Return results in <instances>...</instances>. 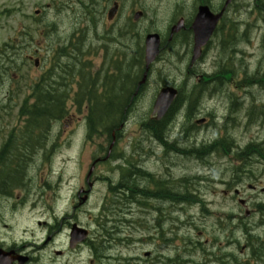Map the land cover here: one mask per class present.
I'll use <instances>...</instances> for the list:
<instances>
[{
  "label": "rangeland",
  "instance_id": "1",
  "mask_svg": "<svg viewBox=\"0 0 264 264\" xmlns=\"http://www.w3.org/2000/svg\"><path fill=\"white\" fill-rule=\"evenodd\" d=\"M52 1L53 0H0V49L3 48L4 44L13 41L14 38L18 39V44L21 45L20 47L16 46L14 48L17 53L16 56L14 55L17 63H8V65L16 64L11 69L13 70V74L9 73L4 78V82L0 83V144L9 134L12 129L11 127L18 123L20 124L16 119V113L20 102H23L24 96L28 93V88L26 89V87H29L28 84L31 83V80L28 78L36 79L48 67L47 60L50 56V52L48 51L50 49L46 43L48 39V37H46L48 25L55 26V31L57 33L53 35H58L59 37H62L64 32L69 34L74 28L73 19L76 16L74 15V10L67 8L64 10L63 7L58 5V3H60L57 2L58 0H54L57 2L56 6H54ZM240 1L244 2L245 5V7H243L244 5L241 7V18L259 16L258 13L255 14L248 8L247 2L252 0ZM261 1L264 2V0ZM45 4H50L51 7L47 8ZM74 6H76L75 8L77 9L76 3ZM37 10H39L38 14L35 13ZM8 11L10 12L7 13ZM161 17L163 18L164 16L157 13V18ZM240 49L254 51L257 54H259V51L264 50V48H259V42L257 41H254V45L251 48L245 47L243 44ZM29 55H36L39 57L41 66L34 68L33 62L26 60V57ZM8 58H10V56H8ZM97 60H99V58H97ZM181 60L182 58L177 59L176 63L175 58H171L169 61L167 57L165 61L164 57H161L159 61L155 62V65H153V74L148 79L149 83L142 95L133 105L132 112L130 113V121L123 127L122 137L117 149L118 152H124L125 155L128 156L133 147V145H131L132 142H136L133 147V149H136V152L141 147L151 152L156 151V154L161 152L160 145L157 147L148 137H143V133L139 130L140 127L137 123L140 122L142 117H148L154 94L161 81L166 79L170 82L174 81L179 83L187 80L184 76V63L187 62V59H183L182 63L180 62ZM225 60H229L230 62H226L235 66L233 58ZM248 67L252 66L249 65ZM134 68L135 66L131 67V72L135 70ZM215 73L223 79H229L230 76L229 73L226 74L220 70ZM13 76H17V79H13ZM253 81H262V79L259 75H256ZM10 88L16 92L14 96L16 105L11 111L5 108V105L8 103L5 99L8 96L7 92ZM121 97L122 96H120V98ZM117 99L118 97L116 100ZM5 102L7 103L4 104ZM205 104L207 105L208 102H205ZM66 108L67 115L65 118L51 123L48 131V138L46 140L43 138L39 139V142L43 143L47 141V144L52 147L51 150L54 152V158L46 162L44 168L38 169L36 172L28 169L29 175L35 174L33 184L29 187L32 191H34V189L38 190V184H40V187L45 186L43 180H47L49 188L45 187L44 193L48 201L52 200V192L57 189L56 179L58 175L61 174L59 179L60 184L59 189L55 192L56 196L63 198L73 192L78 184L81 183L93 159L104 155V152L99 153L98 143L101 139L97 138V134L93 133L91 138L87 137L83 116L76 112L72 113L71 106H67ZM72 118L74 121L68 123ZM182 126L183 125L179 124L176 130H179ZM38 136L39 131L37 130L34 133V138ZM171 141V139L168 140V143H171ZM194 141V138H187L179 141L177 144H186L188 147L193 145ZM11 143L14 145L12 140ZM176 145L174 146L176 147ZM136 146H139V148H136ZM136 152L134 153V159L138 156ZM7 156L9 155H6L5 162H14V158L11 155L9 159ZM40 157L41 156L38 155L37 158L31 161L39 163ZM172 159L175 161L173 173L178 177V180L175 179L172 182L177 184L180 180L179 177L188 171L192 163L176 156H172ZM1 162L3 161L1 160ZM112 165H114V163L110 164L109 161H106L95 166L93 171V176L95 175L96 177L94 191L90 197L89 203L81 208L77 220L83 225H90L91 233L89 237L94 240V243H96L97 240H105L104 245L99 246V242L97 243L98 246L82 244L79 248L70 249L67 243L68 235L65 228L63 236H57L55 245H50L48 247V255L43 256L42 259L35 264H153V251L156 250V247L166 245V242H168L170 246L171 256L176 254L179 259H191L195 262L194 259L200 260L199 251L201 249L197 245L193 249L190 248L193 247L192 244H195L196 241H200L204 246L205 242L208 244L213 243L216 247L218 243H220L224 246L222 251H231L236 255L237 259H240L238 260L240 263L248 264L247 262H242L246 259V254H241L239 248L235 247V245L231 246V243H227L226 240L238 239L240 245H243L247 242V234L242 230H234L231 236L228 232H217L214 219L210 218L205 222L200 221L196 211H192L195 218L193 219V225L186 224L189 216L187 212L186 214L183 210L177 212L179 222H175V225L179 227V230L177 231L175 239L172 237V233L170 237L166 236L164 233V231L166 233L168 232L170 224L168 215L172 210L167 201L160 202L149 198L139 207L136 204H121L119 209L113 210V205L111 204L113 196H111V192L108 191L106 182L101 179L103 176L110 177L113 180L117 179L119 173L110 172V167H112ZM143 167L151 169L152 172L158 174L161 171L162 164L160 161H157L151 153V155L147 157V160L144 161ZM51 169L53 170L52 175L50 172ZM257 169L259 170V167H257ZM38 176L43 177V180L41 178L39 179ZM22 179L23 177L21 175L20 182ZM261 180L264 182V174L261 176ZM13 184V182L10 184L11 188ZM22 188L24 187L20 185L12 188L13 197L9 202L14 200L15 195H20L25 192ZM34 194L35 192H33V196ZM33 196H30L29 199L34 200ZM259 199L263 200L264 198L259 197ZM0 202V213L2 210L5 214L10 215L9 209L4 208L7 204L4 201ZM60 203L61 200L57 205V209H59ZM67 203L68 201L66 198L63 200L62 209L67 207ZM104 203L106 207H108V210H105L108 222L106 226L102 228L98 227V224L101 222H96L95 220L99 218V213ZM223 203H228L227 206L232 208L233 212H237V209L233 206V202L224 200ZM229 207L225 208V213H230ZM128 208L129 210H127ZM93 209L94 211H92ZM222 210L223 209L220 211ZM36 211L37 210H35L34 213H36ZM34 213L31 215V212L27 209L24 213L22 222L17 223L14 221L16 223L14 235H19L25 228L27 229L25 237L29 240L33 238V240L36 241L41 234V229L34 224L33 219L37 220ZM17 214H19V212ZM173 215L174 213H172V216ZM99 219L101 220L102 218ZM251 220L256 221L254 217L251 218ZM11 225H14V223L11 222ZM255 229L253 230V235L261 236V238L264 239V224ZM200 231L202 235H199ZM30 233H32V236ZM161 234L162 238H160ZM142 236H144V238H140ZM205 239H207V241H205ZM54 246L57 250L62 251L61 256H55L56 253L53 250ZM144 257L146 260L139 262L140 258ZM162 261L163 262L160 264H168L165 260ZM193 262H184L182 264H194ZM227 264L237 263L231 261L227 262Z\"/></svg>",
  "mask_w": 264,
  "mask_h": 264
},
{
  "label": "flooded vegetation",
  "instance_id": "2",
  "mask_svg": "<svg viewBox=\"0 0 264 264\" xmlns=\"http://www.w3.org/2000/svg\"><path fill=\"white\" fill-rule=\"evenodd\" d=\"M138 0H101V6L102 8H107L106 13L108 10H112L114 8V12H116L115 17H119L122 14V10H126L128 13L135 11V10H142L140 6V2H137ZM144 1V0H143ZM224 0H174L172 3V12H170V19H169V29H171L172 26L177 27L176 32L174 33V42L177 44L178 42H189L186 45L185 49V55L190 56L192 54V39L194 37V33L198 31L197 27L194 26V16L197 12V9L200 5H206L209 7L210 12L217 13L222 5ZM78 5L83 6L84 9L90 11H96V6L93 0H78ZM136 6H139L140 8L136 9ZM143 11V10H142ZM127 13V14H128ZM114 19V18H113ZM210 35L207 40V43L201 50V56L205 55L209 48L213 46H217L223 37L224 33V21H220L215 28L212 30H209ZM114 36V35H113ZM123 34H120L116 39L112 40V47L109 49V62H108V69L116 72L118 74L119 65L121 66L120 69L127 67V45L123 41ZM171 42V39H168L167 41L161 40L160 43V53L163 51H166L165 48L175 47V43ZM108 49H103L100 56L103 58L107 55ZM232 59V58H230ZM225 59H221V64L223 65L226 74L229 73V79H235L236 76L232 74V71L235 70L237 75H241L242 69H243V62L240 59H234L233 62L235 63V66L228 64L225 62ZM230 62L229 60H227ZM232 63V62H231ZM228 66V68H227ZM230 66V67H229ZM210 71L205 72V81L203 82H196L194 84V90H196L197 87H203L207 89L204 91L205 94L209 93L210 89H215V92H212L211 94H215L218 99L223 101L224 106V114L217 116L218 121L223 120L225 115L229 113L231 110H233V123L235 126H237L239 129L241 127H244L243 124L247 122V124H250L251 121H256L257 118L260 122L264 123V105L259 108L260 113L256 116L253 115L254 109L252 106H248L246 104L242 105V100L244 99L242 97V92L240 91V86L245 85V83L241 82H235V81H223V78L219 77L215 74L210 75ZM188 73H191L192 75L196 76V67L195 66H189ZM121 79H123L121 77ZM263 80V78H262ZM254 86H257L260 90V98L264 99V83H252ZM243 94H246L249 102H252V96L250 93L244 92ZM233 106V109H232ZM229 116L225 118L228 119ZM242 133L237 134V140L234 142L233 150L243 153H252V152H263L264 151V140L263 139H249V140H242ZM210 142V141H208ZM212 143L214 144L215 141L213 140ZM218 143V142H217ZM226 149V147H223ZM176 151V150H174ZM137 175H132V178L136 177ZM217 180V178H215ZM208 181L207 177L202 178L201 185L205 184V182ZM241 184V183H240ZM170 186V185H169ZM171 188V186H170ZM227 189V185H224L223 190V197L227 196L225 193ZM238 190V192L243 190V186L239 185L234 189ZM160 187H156L153 190L154 196L161 197L160 195H157L160 193ZM236 190V191H237ZM148 190L146 187L138 188V195L143 196L144 192H147ZM6 193V192H5ZM237 194V192H236ZM77 195V194H76ZM34 196L37 198L36 202H39V198L42 197V194H34ZM187 196V195H186ZM11 194H0V201H4L7 205L4 206V208L9 209L10 215H7L4 213V211L1 210L0 213V249L4 251L2 254L3 257L0 258L2 262H7L5 258H9L10 264H35L38 263L43 256L48 255V247L49 244L53 243V236L56 235L60 229V225L57 226H50L48 219L41 221L37 220L36 225L40 231V235L36 239V241L31 238L30 240L25 237L27 229H23L18 237L14 236V233L12 231V225L10 224L11 221L15 218V216L22 217L24 216L25 211L28 209L29 212H31V215H33V206H27V193L26 195H16L15 199L13 201L9 200L11 199ZM78 197V195H77ZM164 201L171 200L175 201L177 198V194L175 191V187L171 190L169 189L168 194H166V190L163 194ZM243 198L246 201H249L251 199V196L244 195ZM154 200H156L154 198ZM1 206V202H0ZM246 206V204H244ZM39 214L44 216L48 215V206L47 203L44 202V204H39ZM19 212V214H17ZM253 213L251 212H245V217H251ZM249 224V223H248ZM237 226V225H235ZM255 224L250 225L251 228H253ZM43 233V234H42ZM32 236V233H30ZM80 245V244H79ZM77 245V246H79ZM264 246L262 243L258 244V247ZM54 250V249H53ZM248 248L246 249V245L242 247V249H239V252L245 251L246 253ZM56 252V250H54ZM262 264V263H261Z\"/></svg>",
  "mask_w": 264,
  "mask_h": 264
},
{
  "label": "trees",
  "instance_id": "3",
  "mask_svg": "<svg viewBox=\"0 0 264 264\" xmlns=\"http://www.w3.org/2000/svg\"><path fill=\"white\" fill-rule=\"evenodd\" d=\"M88 95H91V99L93 100V103L88 104L87 106V127H88V133H87V137L91 138L93 133L97 134V137H99L100 135H104V132L109 131L110 127L109 125H112L111 123L115 122V118L117 117L118 114V107L120 105L115 104V101L105 104V103H100L99 97L96 99L92 93V91L89 90ZM55 97H50L49 99H54ZM108 101V100H107ZM45 103V104H44ZM79 109L82 107V105L77 106ZM64 100L63 103H56L54 100H50V101H45L40 105H27L26 103L24 105L21 106L20 108V114H24L27 116V123H32L34 125L33 129H35V126L41 124V123H45L47 124L50 120L52 119H59L62 117L63 113L65 112L64 109ZM38 129L41 126H37ZM113 127V125H112ZM161 128V124H157V123H153L152 124V131L159 134L160 131L159 129ZM28 141L25 140L23 142L20 143L21 146L23 145H28L25 142ZM103 150H105L104 146L100 143L99 144V151L103 152ZM20 177V176H19ZM5 181L9 182V178H5ZM19 180H16V183ZM4 185H2V188L5 189H10V184L7 185V183H3ZM127 184V183H126ZM135 188L137 186H135V184H132ZM127 186V185H126ZM160 236V235H159ZM177 236V234H176ZM162 238V234L161 237ZM169 244L168 242H166V245L162 246V248L164 247H168ZM223 264H226V262H223Z\"/></svg>",
  "mask_w": 264,
  "mask_h": 264
},
{
  "label": "water",
  "instance_id": "4",
  "mask_svg": "<svg viewBox=\"0 0 264 264\" xmlns=\"http://www.w3.org/2000/svg\"><path fill=\"white\" fill-rule=\"evenodd\" d=\"M155 54H157V41L153 37H148L146 40V61L149 62L151 59H153ZM174 96L175 90L172 88H165L159 93L158 99L154 105V112H157V117L163 115ZM86 235L87 232L84 229H73L70 234V246L76 242L84 240Z\"/></svg>",
  "mask_w": 264,
  "mask_h": 264
},
{
  "label": "bare ground",
  "instance_id": "5",
  "mask_svg": "<svg viewBox=\"0 0 264 264\" xmlns=\"http://www.w3.org/2000/svg\"><path fill=\"white\" fill-rule=\"evenodd\" d=\"M229 59H230V58H229ZM226 61H227V60H226ZM226 61H225V62H226ZM229 67H230V66H229ZM227 68H228V66H227Z\"/></svg>",
  "mask_w": 264,
  "mask_h": 264
}]
</instances>
